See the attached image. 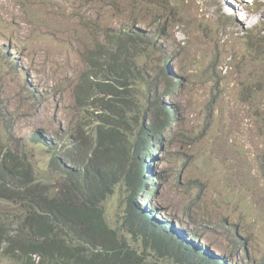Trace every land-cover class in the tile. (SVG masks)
<instances>
[{
  "label": "rangeland",
  "instance_id": "obj_1",
  "mask_svg": "<svg viewBox=\"0 0 264 264\" xmlns=\"http://www.w3.org/2000/svg\"><path fill=\"white\" fill-rule=\"evenodd\" d=\"M251 1L0 0V149L30 164L57 200L63 179L49 169L47 141L54 148L91 144L98 121L112 115L100 85L112 81V59L126 63L151 84L134 87L129 101L137 106L126 120L142 123L156 102L172 112L146 159V176L159 179L149 180L141 210L185 225L183 235L197 232L195 244L208 257L261 264L264 6ZM127 30L135 50L142 47L137 63L112 45ZM36 135L41 143L33 142ZM125 190L118 184L103 208L118 229ZM196 195L190 218L185 209ZM0 211L23 208L0 200ZM191 219L208 231L192 230Z\"/></svg>",
  "mask_w": 264,
  "mask_h": 264
},
{
  "label": "trees",
  "instance_id": "obj_2",
  "mask_svg": "<svg viewBox=\"0 0 264 264\" xmlns=\"http://www.w3.org/2000/svg\"><path fill=\"white\" fill-rule=\"evenodd\" d=\"M120 43L118 51L123 48ZM126 66L115 59L110 62L112 81L100 88L109 99L112 115L98 121L91 144L75 140V148H54L47 141L52 151L49 169L63 179L57 200L45 191L30 164L11 150L0 149V200L23 208L13 214L0 211L4 260L11 264H229L206 256L195 244L197 232L184 236L173 223L140 210L136 198L146 187L148 169L142 152L148 156L147 140L158 134L157 120L132 128L127 117L121 116L133 94L129 89L139 79L126 75L134 74ZM33 142L41 143V136L36 135ZM120 183L126 187V197L118 229L108 223L103 208ZM191 225L208 231L198 220H191ZM122 232L127 236H121Z\"/></svg>",
  "mask_w": 264,
  "mask_h": 264
},
{
  "label": "clouds",
  "instance_id": "obj_3",
  "mask_svg": "<svg viewBox=\"0 0 264 264\" xmlns=\"http://www.w3.org/2000/svg\"><path fill=\"white\" fill-rule=\"evenodd\" d=\"M262 1V6H264V0H261ZM255 2H258V1H254L253 2V0L251 1V3H255ZM242 3H244V1L242 2ZM231 8V5L229 6V9ZM228 18H230V19H232V18H234V15L233 14H230V15H228ZM249 27H252V25L251 26H249ZM121 38V39H120ZM118 39H120L119 41H121V45H123V48L121 49V50H119L118 51V45H117V43H119V41H118ZM150 39V38H149ZM148 40V39H147ZM147 40H145V43L147 42ZM128 44H131V47H129L128 46ZM135 44H136V40H135V38L131 35V33H129L128 32V30L127 31H125V32H122L121 33V35L120 36H114L113 38H112V45L113 46H115V49H116V52L118 53V54H120V53H122L123 51H126V55H127V53H129V56L130 57H132L133 56V54L131 53L132 51H134L135 52V55L133 56V57H135V60H136V63H137V61H138V59H141V56H142V54H141V50H142V47L140 46L137 50H135ZM120 51H122V52H120ZM128 51H130V52H128ZM138 52V53H137ZM140 54V55H139ZM128 56V57H129ZM141 66V65H140ZM132 73H134V71H132ZM132 76H137L139 79H138V81L135 83V85H134V87H136V86H138V85H142V86H144L145 87V85H147V89L151 86V84H147V83H145V76L143 77V76H140V75H138V74H131ZM150 85V86H149ZM134 87L133 88H130L129 90L133 93V89H134ZM116 89H118V86H117V88ZM119 89H122L120 86H119ZM109 100V99H108ZM107 100V101H108ZM126 102H129V107H126L127 109L126 110H123L121 113H124V116L123 117H127V112L128 111H132L133 109H135L136 108V99H135V101L132 103L131 101H127L126 100ZM157 104V102L155 103V104H153L152 106H150V114L149 115H146L144 118H143V122L142 123H140V124H144V125H150V123L153 121V120H157V124H156V126H157V132H158V134L156 135V136H154V137H151V139L149 138L148 140H147V142H149V144H148V146H147V148H146V152H147V154H148V156L146 155V153H145V161H146V163L148 164V157H149V159H151L152 157H153V153L156 151V147L157 146H159V145H157L156 144V141H158L159 140V138H160V136L166 131V129L169 127V125L171 124V120H172V112L169 110V109H167V110H165L164 108H162V107H160V106H157L156 105ZM130 107H132V110H130ZM126 114V115H125ZM138 117H140L139 116V114L136 112V115H135V117H133V119L134 118H136V120L138 119ZM145 120H146V123H145ZM130 123V122H129ZM133 124L131 123V126H132ZM137 125H139V124H136L135 126H132V128H135V127H137ZM133 131V130H132ZM146 142V143H147ZM144 147V146H143ZM147 159V160H146ZM147 167H148V165H147ZM147 172H148V169L146 170V174H147ZM148 177H149V175H148ZM148 177L146 176V180H147V182H146V187H145V189L143 188L142 189V191L139 193V196L137 197V200H136V202H137V204H138V201H140V199L142 198V197H144L145 195H148V193L150 192V190H148L147 189V187H148V185H149V180H152V181H154L155 180V182H157L158 181V179H159V176H154L153 178L151 177L150 179H148ZM155 182H153V183H155ZM202 191V190H201ZM200 198V196L199 195H196V198H195V200L194 201H192L191 202V204L185 209V212H186V216L187 217H190V216H192L193 215V212H194V209H195V206H196V203H197V201H198V199ZM142 204L143 205H145L146 204V202H142ZM139 205V204H138ZM190 207V208H189ZM139 208H140V206H139ZM140 210H141V208H140ZM141 211H144V210H141ZM148 211H150V209L148 208ZM151 212H153V210L151 211ZM155 213V212H154ZM156 214V213H155ZM156 216V215H155ZM156 217H158V216H156ZM191 218V217H190ZM192 220V219H191ZM162 221H164V220H162ZM164 222H168V221H164ZM173 222V224L174 225H176L177 226V228H178V230L180 231V233H181V230H186L185 229V225L184 226H181L180 227V225H178V224H176V222H174V221H172ZM169 223H171V222H169ZM190 225H191V221H190ZM192 226V225H191ZM192 228V230H194V231H196L194 228H196V227H194V226H192L191 227ZM190 233H193L192 231H190ZM190 233L189 234H187V237H189L190 236ZM184 236H186V235H184ZM3 261H4V259L0 256V264H3ZM7 261V260H6ZM10 263V262H9Z\"/></svg>",
  "mask_w": 264,
  "mask_h": 264
}]
</instances>
